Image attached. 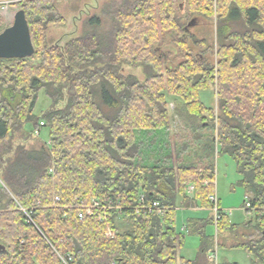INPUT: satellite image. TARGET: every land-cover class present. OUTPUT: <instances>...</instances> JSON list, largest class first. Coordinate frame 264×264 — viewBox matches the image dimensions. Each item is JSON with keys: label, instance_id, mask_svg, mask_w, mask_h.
<instances>
[{"label": "trees", "instance_id": "trees-1", "mask_svg": "<svg viewBox=\"0 0 264 264\" xmlns=\"http://www.w3.org/2000/svg\"><path fill=\"white\" fill-rule=\"evenodd\" d=\"M16 1L34 54L0 59V264H236L208 255L212 224L217 244L264 264V0H108L63 45L47 34L67 0ZM195 18L214 22L215 45L190 31ZM209 89L214 108L199 98ZM40 91L50 105L36 115ZM220 156L251 207L240 225L219 203L215 221L208 201ZM179 197L213 214L187 221L193 260L178 255ZM79 200L120 209L79 219ZM153 202L162 217L142 210Z\"/></svg>", "mask_w": 264, "mask_h": 264}, {"label": "rangeland", "instance_id": "rangeland-1", "mask_svg": "<svg viewBox=\"0 0 264 264\" xmlns=\"http://www.w3.org/2000/svg\"><path fill=\"white\" fill-rule=\"evenodd\" d=\"M106 1L108 0H67L61 2L58 5V8L60 14L65 18V24L63 26L54 27L48 32V43L63 45L66 41L78 36L82 21L95 12H98ZM16 2V0H0V22H2L0 33L5 28L12 25L14 14L19 10V8L14 5ZM190 31L198 38L205 39L209 44L215 45L216 34L214 22L206 21L202 18H195L190 27ZM160 48L162 52L173 50L170 43H160ZM124 73L133 74L140 80L143 79V74L140 69L124 67ZM167 98L169 102L172 101V98ZM199 98L206 107H216L215 93L212 89L201 91L199 93ZM49 105L50 100L46 97L43 91H40L34 113L39 115L41 112L45 111ZM170 108H172V105H170ZM173 129L174 127L172 124L171 129L167 132L169 134L168 137L171 135ZM40 138L44 141L47 140L48 130L46 128L41 129ZM168 141L170 142V140ZM228 163L232 166L234 165L233 161L228 156H220L217 158L216 176L218 181V197L220 201L223 202L224 208L221 209L226 210L231 223L240 225L244 223L246 217L245 214H247L244 211V208H242L244 192L242 188L228 183L230 179ZM181 202V198L179 197L177 200L174 224L175 229L183 235L184 239L178 255L184 259L193 260L198 252L199 239L197 236L190 234L187 230L180 231L183 226L186 227L187 221L190 217V213L181 206ZM203 216L200 218H209L211 215L207 213ZM129 224L130 223L127 221L124 222L119 220L118 228L122 231L127 229L130 226ZM206 234L215 239L214 248L208 253V255L214 259L215 263L229 262L236 264H251L253 261V257L247 254L244 250L233 249L227 246L229 245L228 242L227 245H219L222 244V242L216 235L215 225H208L206 227Z\"/></svg>", "mask_w": 264, "mask_h": 264}, {"label": "water", "instance_id": "water-1", "mask_svg": "<svg viewBox=\"0 0 264 264\" xmlns=\"http://www.w3.org/2000/svg\"><path fill=\"white\" fill-rule=\"evenodd\" d=\"M33 54L34 47L25 13L19 9L14 14L12 25L0 33V59H26Z\"/></svg>", "mask_w": 264, "mask_h": 264}, {"label": "built area", "instance_id": "built-area-1", "mask_svg": "<svg viewBox=\"0 0 264 264\" xmlns=\"http://www.w3.org/2000/svg\"><path fill=\"white\" fill-rule=\"evenodd\" d=\"M41 125H42V123H41ZM35 135H39V132L36 131ZM192 191H193V187L190 186L188 188V192L192 193ZM58 200H59L58 197H55V201H58ZM142 201H143V199L141 198V203H142ZM208 201L213 205V210L212 211L214 212V218H215V221H216V220L219 219V215L218 214H219V209H220L218 207V199L216 197V194L215 193L211 194L208 197ZM77 205H78V211H79L78 212V218L79 219H82L85 216L92 215L95 209H101L103 211H107V210L112 209V208L120 209V204H114L112 201H107L106 205H102L98 201L92 200L89 205H85L82 201L79 200ZM250 208H251L250 204L246 203L245 207H244V211L246 213L250 214L249 212H247V210H249ZM142 210H144V211H146L148 213H152V212L153 213H157V215L160 216V217H162L163 214H164V210L160 207L159 203H157V202H153V203H151V205H148L146 207H142ZM24 212H25V210H24ZM224 213L228 215V213H226V211ZM106 236H107L108 239H113L114 238V234H112L111 232H107Z\"/></svg>", "mask_w": 264, "mask_h": 264}, {"label": "crops", "instance_id": "crops-1", "mask_svg": "<svg viewBox=\"0 0 264 264\" xmlns=\"http://www.w3.org/2000/svg\"><path fill=\"white\" fill-rule=\"evenodd\" d=\"M228 161H230V160H228ZM227 165H228V171L230 173V179H229V182L228 183L235 185L236 182L240 179L239 175L236 173L235 164L232 166L230 163H228ZM216 166H217V160H216ZM216 175H217V173H216ZM214 184H215V192L214 193L216 194V197L218 199V203H219L220 208L223 209L224 208L223 207V202H221L220 199H219V197H218V181H217V176H216V181H215ZM188 195L191 197L192 196V193L188 192ZM243 195H244V193H243ZM244 199H245V195H244ZM183 208H185L190 213L189 219H192V218L202 219L204 217L203 215L204 214H207V213L210 214V215H213L212 214V211L211 210H208V209L196 208V207H191V206L183 207ZM223 211L225 212L226 210H223ZM245 215H246V217H245V221L244 222H246V221H248V220L251 219V215H249L248 213L245 214ZM201 216H203V217L200 218ZM228 217H229V215H228ZM230 222H231V220H230ZM182 228L180 229V231L181 230L182 231H184V230L186 231L187 230V224H186V227L183 226Z\"/></svg>", "mask_w": 264, "mask_h": 264}]
</instances>
